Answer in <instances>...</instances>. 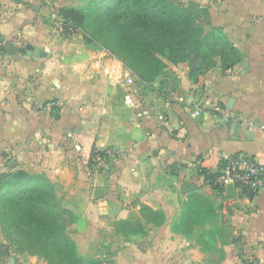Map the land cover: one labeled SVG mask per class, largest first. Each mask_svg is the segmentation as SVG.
Segmentation results:
<instances>
[{
	"label": "crops",
	"instance_id": "crops-1",
	"mask_svg": "<svg viewBox=\"0 0 264 264\" xmlns=\"http://www.w3.org/2000/svg\"><path fill=\"white\" fill-rule=\"evenodd\" d=\"M84 1L0 0V174L22 170L53 186L86 261L264 264V187L235 186L228 197L212 183L227 155L264 168V0H180L205 10L198 22L241 58L224 71L219 57L203 58L194 77L189 62L172 65V98L155 82L119 80L133 74L117 55L53 28L59 8ZM7 42L47 54L12 58ZM16 257L0 254V264H27Z\"/></svg>",
	"mask_w": 264,
	"mask_h": 264
},
{
	"label": "trees",
	"instance_id": "trees-1",
	"mask_svg": "<svg viewBox=\"0 0 264 264\" xmlns=\"http://www.w3.org/2000/svg\"><path fill=\"white\" fill-rule=\"evenodd\" d=\"M87 5L83 9L61 7L58 15L71 22L87 42L99 43L117 55L136 82L154 83L165 71L166 61L189 62L196 54L204 58V66L215 65L213 58L219 57L223 71L240 61L236 48L204 30L198 21L200 14L206 12L193 2L89 0ZM87 21L96 24L98 31L83 29L81 26ZM101 27L104 34H100ZM203 67L191 69L190 76H196ZM95 153L99 151L92 156ZM0 198L2 223L9 229L8 235L15 231L22 235L17 241L18 252L39 253L55 264H104L101 257L86 261L78 253L63 221L54 188L40 175L22 170L0 174ZM141 211L152 221L160 216L159 211L144 204ZM67 216L69 221L73 219L72 215ZM0 254L6 255V249L0 248Z\"/></svg>",
	"mask_w": 264,
	"mask_h": 264
},
{
	"label": "built area",
	"instance_id": "built-area-1",
	"mask_svg": "<svg viewBox=\"0 0 264 264\" xmlns=\"http://www.w3.org/2000/svg\"><path fill=\"white\" fill-rule=\"evenodd\" d=\"M57 32L64 34H73L77 32L75 26L71 22L64 20L60 15L55 17L54 27ZM119 80L124 81L126 84H133L135 77L131 74H121L118 76ZM148 115L147 112H145ZM199 110L195 111L198 114ZM225 120H238L239 117L232 114L224 116ZM101 158L97 157L96 160L100 162ZM228 181H233L235 186L245 188L250 191H258L264 187V168L253 158L243 157L238 155H227L224 157L222 166L215 176L213 183L219 188H224ZM241 264H260L252 257H248Z\"/></svg>",
	"mask_w": 264,
	"mask_h": 264
},
{
	"label": "rangeland",
	"instance_id": "rangeland-1",
	"mask_svg": "<svg viewBox=\"0 0 264 264\" xmlns=\"http://www.w3.org/2000/svg\"><path fill=\"white\" fill-rule=\"evenodd\" d=\"M88 1L89 0L84 1L85 2V6H83L84 8H88L87 7ZM90 8H92V7H90ZM56 16H58V13L56 15H54V17L53 16L51 17L53 27H54V20H55ZM200 22H201L200 24L206 22L205 18L200 20ZM94 26H96V24H91V22L87 21L81 27H83V29H85L84 27H86L87 29H85V30H88L89 32H91L92 30L98 31V27H94ZM100 29H101L100 34H104L103 28L101 27ZM78 32H80V31H78ZM100 42L102 44H104L102 39H100ZM186 62H188V61H186ZM166 64H167V67H166L165 71L161 74V76L157 80H155V83H157V85H158V87L156 85V90H158V92H160V93L162 91L164 93L166 92L167 94L170 95L169 97H171V96L174 97L176 95L172 94V88L175 87L177 84V81H178L177 74H179V72L175 71L171 66L172 65L177 66L178 64H173L169 61H166ZM13 190H15V189H11V192ZM0 204H1V202H0ZM62 206H63L62 204H59L61 211L63 210V208H61ZM16 217L18 218L19 216L17 215ZM62 218H63L64 223H66L68 216L66 214H64L63 212H62ZM3 220H4V217L2 216L1 211H0V248L6 249L7 256H9V257L17 256L16 258H20V257L25 258L27 260V264H55L54 262L50 261L49 259H47L46 257H44L43 255H41L39 253L26 254L25 252H18L17 241L22 238V235H20V231L18 233H17V231L11 232L12 234L8 235L7 232L9 231V229H7L3 226V223H2ZM67 227L69 228V226H66V228ZM68 228H67V231H68ZM80 253H82V252L80 251Z\"/></svg>",
	"mask_w": 264,
	"mask_h": 264
},
{
	"label": "water",
	"instance_id": "water-1",
	"mask_svg": "<svg viewBox=\"0 0 264 264\" xmlns=\"http://www.w3.org/2000/svg\"><path fill=\"white\" fill-rule=\"evenodd\" d=\"M3 51L9 54L12 58H18L20 54L33 55V56H45L47 54L46 50L36 48L30 44H26L25 46L22 47H16L10 42L4 44ZM189 64L192 70H197L203 64V57L199 54H196L194 55L193 58L190 59ZM246 64L247 61L243 60L242 67H246ZM255 123L257 124V122ZM231 127L237 131L245 130V126L244 125L240 126L238 123L232 124ZM224 188H225L226 196L230 197L234 194L235 185L233 181H228L225 184ZM242 191L245 192L244 189Z\"/></svg>",
	"mask_w": 264,
	"mask_h": 264
}]
</instances>
